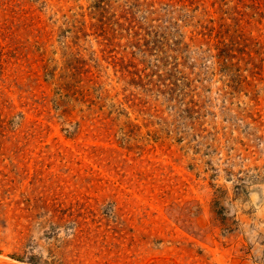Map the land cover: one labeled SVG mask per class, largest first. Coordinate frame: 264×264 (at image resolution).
<instances>
[{
	"label": "rangeland",
	"instance_id": "obj_1",
	"mask_svg": "<svg viewBox=\"0 0 264 264\" xmlns=\"http://www.w3.org/2000/svg\"><path fill=\"white\" fill-rule=\"evenodd\" d=\"M0 264H264V0H0Z\"/></svg>",
	"mask_w": 264,
	"mask_h": 264
}]
</instances>
